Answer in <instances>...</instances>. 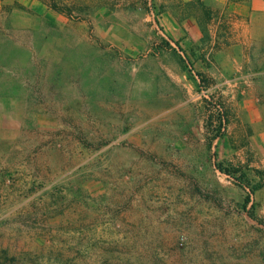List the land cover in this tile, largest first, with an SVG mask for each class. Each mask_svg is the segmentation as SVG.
I'll list each match as a JSON object with an SVG mask.
<instances>
[{"label": "rangeland", "instance_id": "374dc122", "mask_svg": "<svg viewBox=\"0 0 264 264\" xmlns=\"http://www.w3.org/2000/svg\"><path fill=\"white\" fill-rule=\"evenodd\" d=\"M56 1L0 0V264H264V82L221 5Z\"/></svg>", "mask_w": 264, "mask_h": 264}, {"label": "crops", "instance_id": "0c3cea01", "mask_svg": "<svg viewBox=\"0 0 264 264\" xmlns=\"http://www.w3.org/2000/svg\"><path fill=\"white\" fill-rule=\"evenodd\" d=\"M212 1L221 5L229 24L224 36L228 42L219 49L218 60L241 77L254 75L255 83L264 82V0ZM251 68L257 69L245 72Z\"/></svg>", "mask_w": 264, "mask_h": 264}, {"label": "trees", "instance_id": "16d2710c", "mask_svg": "<svg viewBox=\"0 0 264 264\" xmlns=\"http://www.w3.org/2000/svg\"><path fill=\"white\" fill-rule=\"evenodd\" d=\"M43 4L47 5L48 7L54 9V10H58V11H65L66 6L64 5H60L57 3L56 0H40ZM186 68L192 67L191 63L188 61V63L186 62V64H184ZM197 75L199 76L200 80L203 81L206 77V74L204 72H197ZM218 106L221 108V115L219 116V131H222V129L225 128L226 126V122H227V116H226V112L224 109V106L221 104H218ZM218 136V135H217ZM260 186H253L252 188H250V191L247 193L246 197H245V203H248L251 201V194L258 189ZM252 217L254 216V213H251Z\"/></svg>", "mask_w": 264, "mask_h": 264}]
</instances>
